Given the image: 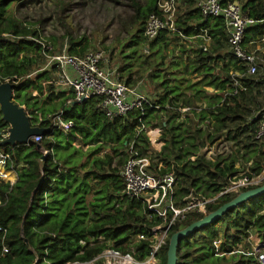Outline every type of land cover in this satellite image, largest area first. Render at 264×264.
Segmentation results:
<instances>
[{"label":"trees","instance_id":"trees-1","mask_svg":"<svg viewBox=\"0 0 264 264\" xmlns=\"http://www.w3.org/2000/svg\"><path fill=\"white\" fill-rule=\"evenodd\" d=\"M22 1L0 0V33L16 37L45 38L32 24L24 23L16 17L15 8ZM177 1L194 5V0ZM242 2L243 12L262 22L248 31V42L254 37L264 35V0ZM132 7L133 25L139 23L140 26L133 38L145 45L144 50L148 46L149 53L157 46L163 45L167 48L169 38L166 33L151 43L144 37L146 20L150 15L158 14V0H148L146 5L132 0ZM205 25L214 39L213 52L197 51L198 57L186 68L182 61L175 64L181 75H174L173 86L169 87V79L161 84L162 87L168 85L167 95L173 93L180 97L187 91L192 92L195 86H190V80L186 77L189 74L204 73L207 76L203 82L205 86H221L212 79L211 63L214 59L211 55L225 47V26L221 19L210 20ZM178 26L182 29L181 23ZM191 33V30L185 31V34ZM46 38L56 45L55 37ZM65 40L69 43L71 55H84L90 48L87 38L74 39L67 36ZM40 50V46L31 40L22 39L15 43L1 39L0 85L11 83L14 86L13 102L31 117L32 126L39 122L37 113L46 117L64 111L66 120L73 121L75 127L65 135L58 129L50 128V121L43 122L40 127L46 130L45 137L38 144L32 142L30 146L20 143L3 146L1 143L8 138L10 125L3 120L0 110V155L10 157L7 168L0 161V178L6 182H15L16 174L11 171L14 169L18 175L13 186L0 181V226L8 230L6 245L11 250L2 257L0 243V263L89 262L106 247L105 244L97 243L98 238L104 237L116 249L126 251L124 245L136 236H143L144 239L136 245L135 256L139 261H146L151 254V232L154 227L164 225L163 220L149 210V206L156 204L158 200L153 196L129 198L123 195L124 181L121 171L130 156L131 146H134L140 156H147L152 148L151 138L145 132L137 135V129L143 124L157 129L155 123L159 119L158 112L148 110L142 115L137 110L124 117L109 120L97 109L95 99L84 104L67 106L71 97L56 94L50 85L42 84L49 81L48 73L26 79L33 67L38 65ZM161 66L163 64L155 67L156 73L162 71ZM158 76L160 75L155 77ZM260 81L264 82V75L260 77ZM127 82L132 83V75ZM261 82L255 83L249 93L228 100L229 106L210 108L203 112L200 117L214 123L212 131L204 133L197 128L176 124L174 119L167 121L165 126L163 124L161 130H156L161 151L153 156L150 171L158 177L175 172L177 180L173 187L172 200L177 206L186 205L184 200L191 196L206 199L218 196L232 177L243 172L236 168L239 161L243 164L252 162L249 170L246 169L245 174L240 175L241 178L256 177L263 172L264 146L256 142L252 152L249 151L250 146L245 145L247 152L243 155L238 151L236 156L218 155L214 160L198 156L200 148L222 140L224 135L227 140L236 142L242 135L232 136L231 124L236 121L241 122L243 133L250 136L248 139H253L250 135L252 124H248L247 120L258 105H264L259 102ZM44 93L45 100L41 101L39 96ZM200 94L197 91L196 95ZM256 99L258 100L255 103ZM58 101L57 106L54 103ZM48 104L56 106L46 108ZM76 143L80 146L77 147ZM109 148L112 153L102 156ZM66 150L71 151L70 155L62 154ZM172 151H175L176 157H173ZM44 156L45 161H42ZM193 156L196 157L195 161L190 160ZM248 190L250 189H243L241 192ZM92 193L94 200L91 202V210L86 205L85 198ZM235 197H220L217 204L208 205V212L216 211ZM89 213H94L95 219L86 224L84 222ZM203 217L192 215L185 222L171 226L169 239L174 233ZM251 233H256L264 243V195L239 205L220 220L184 238L178 247L177 264H255L253 256L232 254L239 245L247 242ZM81 241L86 242V245H82ZM92 241L97 243L93 247L90 246ZM168 247L169 240L160 250L158 264H167Z\"/></svg>","mask_w":264,"mask_h":264},{"label":"built area","instance_id":"built-area-1","mask_svg":"<svg viewBox=\"0 0 264 264\" xmlns=\"http://www.w3.org/2000/svg\"><path fill=\"white\" fill-rule=\"evenodd\" d=\"M185 5L177 0H158V14L154 13L146 20L144 37L147 42L151 43L166 33L169 38V49L165 51L167 55H170V48L172 49L178 40H180V43L183 42L182 45L187 50L189 48L186 45L188 42L199 40L201 41L199 50L212 53L215 46L214 39L205 24L214 19L223 20L226 35L225 47L211 55L214 59L211 63L213 68L212 79L219 82L221 86H200V89L211 94L213 98L212 106L205 100L206 95L202 100L196 99L195 94L189 92L182 94L180 97L173 93L167 95L166 88L159 87L156 84L150 97L147 94L148 91L143 90V81L132 85L121 77L119 67L112 65L110 58L112 52L89 49L84 55H71L67 40L59 50H56L55 45L43 37H16L7 33H0V40H9L15 43L22 39L31 40L40 46L38 65L33 67L26 79L48 73L49 81L46 83L53 88V92L71 97L67 101V106L84 104L91 99H95L97 109L102 111L109 120L124 117L137 110L145 115L148 110H151L159 114V119L155 123L159 130L162 129L163 124L166 125L167 121L174 119L176 124L197 128L205 133L214 129L212 127L214 123L202 119L200 115L203 112H207L210 108L229 106L228 100L249 93L250 88H254L255 83L261 82L260 77L264 75V35L254 37L246 42V34L249 30L261 25L262 22L243 12L244 4L242 0H194V9L199 12L201 22L193 25V34L188 35L185 34L186 30H182L177 23L180 8H184ZM177 52H181V47H178ZM187 53L183 54L185 58ZM188 56L196 59L198 53H189ZM184 63L186 65V60ZM206 77L204 73H196L190 78L194 84L205 80ZM260 84H262V88L260 89L259 102L264 103V82ZM169 85L171 86L172 83ZM223 85L225 86L224 89L222 88ZM214 95L218 96L214 97ZM37 116L39 122L34 126L37 128H41V123L50 121L52 123L50 128L58 129L66 135L75 127L73 121L66 120L64 111L46 117L37 113ZM29 118L31 117L29 116ZM247 121L248 124H252L250 135L258 145L264 146V105H258ZM153 128L143 124L137 129V135L142 132L149 135L152 148L147 152V156L142 157L134 146H131L130 156L121 171L124 181L123 195L129 198L153 196L158 200L156 204L149 206V210L155 212L158 218L163 220L164 225L154 227L151 232L149 240L151 243L150 257L146 261H139L135 256L136 245L144 239L143 236H136L126 243L124 245L126 251L116 249L104 237H100L97 243L106 245L100 255L89 262H71L67 264H158L160 250L169 240L171 226L185 222L192 215L206 216L209 213L208 205L217 204L222 196H238L243 189H254L262 185L264 181L262 173L252 178L248 176L241 178V174H239L230 179L227 187L218 196L210 199L191 196L190 199L184 200L186 205L177 206L172 200L173 187L177 180L175 172L158 177L150 171L153 156L161 151L160 142H157V129ZM44 137V134L35 137L24 145L30 146L32 142L38 144ZM222 140L213 144H206L199 149L198 156L214 160L218 155H226L223 152L225 150L221 149L224 144ZM75 145L80 146L78 143ZM45 154H48V152H45ZM9 159L8 155H0V161L3 163L4 168L7 167ZM190 160L195 161L196 157L193 156ZM251 166L252 163H249L247 170ZM21 167L22 165L19 169ZM12 171L16 172L15 169ZM5 183H9L11 186L15 184V182L6 181ZM165 202L167 204H164ZM170 214L171 220H169ZM7 234L8 230L0 226L2 257H5L11 251L6 245ZM97 243L92 241L90 246L93 247ZM81 244L86 245V242L81 241ZM238 253L253 256L255 264H264V243L256 233H251L247 242L239 245L232 254Z\"/></svg>","mask_w":264,"mask_h":264},{"label":"rangeland","instance_id":"rangeland-1","mask_svg":"<svg viewBox=\"0 0 264 264\" xmlns=\"http://www.w3.org/2000/svg\"><path fill=\"white\" fill-rule=\"evenodd\" d=\"M136 1L141 5H146L148 2V0ZM181 10L183 8H180V13ZM15 14L20 21L32 24L42 33L45 39H47L46 37H55L57 39L56 45L54 44L56 50L62 47L67 36H71L74 39L87 38L90 44L89 49L112 52L113 54L110 56L112 65L119 67L121 77L128 80L127 76L132 75V78H136L135 81L132 80V85L143 81V90L148 91L147 94L150 97L154 91L152 84L155 76L161 75L157 78V81L162 82L163 76L172 78V73L175 77L176 75H181L178 69L175 68V64L180 61L183 62V58H181L183 55L180 54L179 57L175 55V51L179 47V41L174 45L175 49L172 50V55H167L163 54L165 46L154 47L152 52L149 53L150 50H144L145 45L140 44L133 38L139 31L140 26L139 23L133 25L134 9L132 7V0H23L16 6ZM181 46V52L183 54L184 52L187 53L186 47ZM166 49H169V47ZM162 64V71L156 73L155 67ZM168 75L169 77H167ZM42 84L49 86L46 82H42ZM45 95L46 93L39 96V99L41 101L45 100ZM257 100L254 102L256 103ZM54 104L58 106L59 101ZM55 106L48 104L45 107ZM253 106H256V104ZM57 108L59 109V107ZM230 130L232 131V136L237 134L242 135L238 137L236 142L227 140L226 135H224L225 138L222 140L224 144L221 149L225 150L223 152L226 155L236 156L238 151H240L241 155L245 154L247 152L244 149L245 145L250 146V152L255 150L253 146L255 140H249L248 137L250 136L243 133L241 122H233ZM172 152L174 153L173 157H176L175 151ZM70 153L71 151L67 150L62 152L64 156H68ZM105 153L111 154L112 150L110 148L107 149L102 153V156ZM173 157L171 158L172 160L174 159ZM248 167L249 163L243 164L239 161L236 164V168L243 171L241 174ZM262 175L264 176V170ZM0 181L5 182L3 179H0ZM94 184L93 182L92 185ZM262 184H264V181ZM93 200L94 193L86 195V205L91 210V202ZM164 204L167 203L165 202ZM93 219H95V214L89 213L84 223H90Z\"/></svg>","mask_w":264,"mask_h":264},{"label":"water","instance_id":"water-1","mask_svg":"<svg viewBox=\"0 0 264 264\" xmlns=\"http://www.w3.org/2000/svg\"><path fill=\"white\" fill-rule=\"evenodd\" d=\"M146 49L149 50V47L147 46ZM13 88L14 86L11 83L0 85V110L3 114V120L10 125L8 138L1 143L3 146H15L18 143L27 144L31 139L42 136L46 131L32 126L27 112L13 102ZM45 158L46 156L42 158V161H45ZM261 195H264V184L241 192L232 201L222 205L216 211L208 213L202 219L174 233L169 239L167 264L178 263V247L184 238L220 220L225 214L239 205ZM25 242L28 243L27 240Z\"/></svg>","mask_w":264,"mask_h":264},{"label":"crops","instance_id":"crops-1","mask_svg":"<svg viewBox=\"0 0 264 264\" xmlns=\"http://www.w3.org/2000/svg\"><path fill=\"white\" fill-rule=\"evenodd\" d=\"M196 10L194 9V5L193 6H189V5H185V7L183 8V10H181V13H180V15H179V17H178V20H177V23L179 24V23H181V25H182V29L183 30H191L192 31V26L193 25H195V24H200V22H201V16H200V14H199V12H195ZM197 17H199V18H197ZM193 33H191V34H188V35H192ZM179 41V47H181V49H182V44H183V42H181L180 43V40H178ZM177 41V42H178ZM168 44H169V41H168ZM186 45H188L189 46V48H188V50H189V52L187 53V55H186V58L184 57V55H183V52H177V50L175 51V55L177 56V57H179V55L181 54V55H183L181 58H183V62L186 60V65H185V63H184V65L185 66H187V67H189V66H191L192 64H193V61H195L196 59H194V58H192V57H189L188 56V54L190 53H198L197 51H199V46L201 45V41H194V42H188ZM168 47H169V45H168ZM167 47V48H168ZM171 49V48H170ZM175 48L173 47L171 50H169L170 51V55H172V50H174ZM178 49V48H177ZM166 50H168V49H164L163 50V54L165 53V51ZM211 50H212V48H211ZM213 50H214V48H213ZM148 51V50H147ZM186 52H184V54H185ZM199 55V54H198ZM198 57V56H197ZM196 57V58H197ZM172 76V78H166V76H163L164 77V79H163V81L162 82H159V81H157V77H155L153 80V87L155 86V84L156 85H158L159 87L160 86H162L161 84L164 82V80L165 79H169L170 80V83H172V85L171 86H173V84H174V74L172 73L171 74ZM193 74H189V75H187L186 77H187V79L188 80H190V86H195V88H194V90H192V92H189V91H187V92H189V93H191V94H195V98L196 99H198V100H202L204 97H205V95H206V98H205V100L207 101V103L210 105V106H212V103H213V98H212V96H211V94L208 92H206V91H204V90H202V89H200L201 87L200 86H202V85H204V80L203 81H201V82H197V83H192V80H191V76H192ZM161 76V75H160ZM160 76H158V77H160ZM167 77H169V75L167 76ZM129 78V76H127V79ZM132 80L133 81H135L133 78H132ZM133 83V82H132ZM131 83V84H132ZM168 87V85L165 87V88H167ZM169 87H170V85H169ZM210 87H212V86H210ZM155 90V89H154ZM167 90V89H166ZM169 91H170V89H168ZM196 91V92H195ZM197 91H200L201 92V94H200V96H197L196 95V93H197ZM186 92V93H187ZM218 95H214V97H217ZM210 97V98H209ZM5 168H7V167H5ZM7 170V169H6ZM12 171V170H11ZM15 174H16V181H17V179H18V175H17V173L15 172V171H13ZM1 179V178H0ZM15 181V182H16Z\"/></svg>","mask_w":264,"mask_h":264}]
</instances>
